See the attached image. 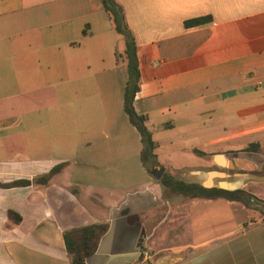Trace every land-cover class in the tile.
Returning <instances> with one entry per match:
<instances>
[{
    "label": "crops",
    "instance_id": "0c3cea01",
    "mask_svg": "<svg viewBox=\"0 0 264 264\" xmlns=\"http://www.w3.org/2000/svg\"><path fill=\"white\" fill-rule=\"evenodd\" d=\"M118 1L165 172L264 208V0ZM123 46L102 0H0V264H70L65 231L95 224L86 264H264V214L170 193L142 163Z\"/></svg>",
    "mask_w": 264,
    "mask_h": 264
},
{
    "label": "trees",
    "instance_id": "16d2710c",
    "mask_svg": "<svg viewBox=\"0 0 264 264\" xmlns=\"http://www.w3.org/2000/svg\"><path fill=\"white\" fill-rule=\"evenodd\" d=\"M104 8L114 24L115 31L124 39V46L121 50H116L118 60L124 61L128 68V81L125 85L124 93V109L132 124H134L141 134L142 150L141 160L148 171L151 172L155 165L160 164L156 153L158 142L153 137L152 132L147 126V116L137 112L135 107V99L140 90L141 72L139 65L138 49L135 36L128 25L124 7L118 0H102ZM212 17L200 16L185 20L186 27L197 26L211 21ZM64 164L57 165L48 173L40 177H36V182H48L55 173L59 172ZM31 180L21 179L5 186L26 185ZM162 187L170 193L179 194L184 197L195 198H218L223 197L230 200L243 202L246 206L252 208L259 206L262 201L245 189L227 190L217 187H205L198 183L186 182L176 178L174 175L164 172L159 180ZM257 207V208H259ZM263 207V206H262ZM264 214V209L259 208ZM106 224H95L65 231L64 238L69 255L70 264H86V257L93 253L96 249L100 236L106 231Z\"/></svg>",
    "mask_w": 264,
    "mask_h": 264
},
{
    "label": "built area",
    "instance_id": "2783aa9c",
    "mask_svg": "<svg viewBox=\"0 0 264 264\" xmlns=\"http://www.w3.org/2000/svg\"><path fill=\"white\" fill-rule=\"evenodd\" d=\"M136 250L141 260H148L154 256V253L146 246L145 243L138 244Z\"/></svg>",
    "mask_w": 264,
    "mask_h": 264
},
{
    "label": "water",
    "instance_id": "95a60500",
    "mask_svg": "<svg viewBox=\"0 0 264 264\" xmlns=\"http://www.w3.org/2000/svg\"><path fill=\"white\" fill-rule=\"evenodd\" d=\"M165 169L164 165L158 164L152 168L151 173L157 180H160L165 172Z\"/></svg>",
    "mask_w": 264,
    "mask_h": 264
},
{
    "label": "rangeland",
    "instance_id": "374dc122",
    "mask_svg": "<svg viewBox=\"0 0 264 264\" xmlns=\"http://www.w3.org/2000/svg\"><path fill=\"white\" fill-rule=\"evenodd\" d=\"M162 154L164 153V151L163 150H161L160 151ZM257 207H259V206H255V207H252L251 208V213L253 214V217H254V215H261V214H263V212H261V210L259 209V208H262V209H264L262 206L261 207H259V208H257ZM264 223V222H263Z\"/></svg>",
    "mask_w": 264,
    "mask_h": 264
}]
</instances>
